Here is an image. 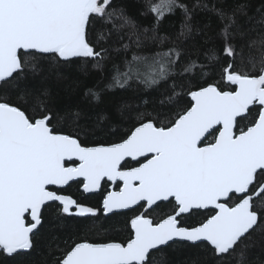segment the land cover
<instances>
[{"label":"snow or ice","instance_id":"snow-or-ice-1","mask_svg":"<svg viewBox=\"0 0 264 264\" xmlns=\"http://www.w3.org/2000/svg\"><path fill=\"white\" fill-rule=\"evenodd\" d=\"M138 3L148 26L120 0H0V83L76 64L107 67L104 91L166 93L159 110L122 106L106 139L65 130L47 92L0 95V255L31 250L49 208L126 217V239L73 240L58 264H153L154 252L178 242L205 245L220 264H246L253 234L264 240V33L248 44L259 55L246 58L236 42L246 39L237 25L245 3L230 13L202 0ZM197 10L217 16L220 44L192 59L179 42ZM177 12L179 31L160 35ZM148 42L156 47L146 51ZM85 94L98 100L101 90ZM71 183L100 195V206L65 194Z\"/></svg>","mask_w":264,"mask_h":264},{"label":"trees","instance_id":"trees-1","mask_svg":"<svg viewBox=\"0 0 264 264\" xmlns=\"http://www.w3.org/2000/svg\"><path fill=\"white\" fill-rule=\"evenodd\" d=\"M128 9V12L143 26H148L151 18L140 17L138 0H120ZM211 6L222 8L227 12L240 2L247 5L246 15H240L237 25L241 32L246 34V39L237 38V44L244 45V53L258 56L257 48H248L252 40H258L264 33V0H202ZM182 16L179 12L174 16L165 17L162 21L159 34L174 37L180 29ZM193 32L179 43L192 59L198 56L202 58L203 52L212 45L218 46V32L220 21L212 11L197 10L192 18ZM149 43L151 50L156 45ZM240 67V62L237 61ZM245 67H249L245 65ZM108 70L98 71L91 67L81 68L76 64L59 65L50 67L44 64L40 71H29L25 79L4 84L0 83V95L9 96L17 101L22 93L30 101L37 96H43L47 92V102L50 110L55 114L56 120L65 127V130L77 129L83 136L88 133L92 137L93 132L98 136L94 138L106 139L109 135L110 125L120 120L119 109L127 105L133 110L152 111L160 109V101L165 93L164 86L159 90L145 91L142 87H134L129 90L104 91V83ZM89 88L101 90L98 100L92 99L85 93ZM163 111L166 113L167 108ZM79 112L76 120L75 113ZM101 117L107 120L101 121V127L96 123ZM242 123H244L242 121ZM65 194L72 195L78 201L99 207L101 196L98 194H84L77 183L64 188ZM167 210V205H162L158 210L161 214ZM128 215H131L129 213ZM202 218L196 217V219ZM126 219L120 215L105 216L101 213L98 217H58L54 208L45 212L44 226L37 234L34 247L28 251H22L11 257L0 255V264H58L61 253L73 240L88 239L90 241H103L107 239L124 240L128 237L127 229L123 221ZM246 264H264V240L261 233L253 234L252 243L248 247ZM153 264H220L214 254L205 246L192 247L188 243H177L172 247H165L161 252L153 253Z\"/></svg>","mask_w":264,"mask_h":264},{"label":"water","instance_id":"water-1","mask_svg":"<svg viewBox=\"0 0 264 264\" xmlns=\"http://www.w3.org/2000/svg\"><path fill=\"white\" fill-rule=\"evenodd\" d=\"M66 187V186H65ZM179 243V242H178ZM180 243H187V242H180ZM22 252V251H21Z\"/></svg>","mask_w":264,"mask_h":264}]
</instances>
